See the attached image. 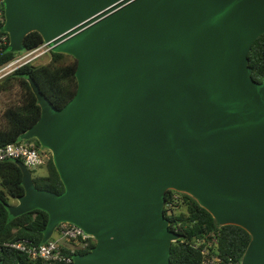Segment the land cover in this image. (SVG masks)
I'll list each match as a JSON object with an SVG mask.
<instances>
[{
  "label": "water",
  "instance_id": "obj_1",
  "mask_svg": "<svg viewBox=\"0 0 264 264\" xmlns=\"http://www.w3.org/2000/svg\"><path fill=\"white\" fill-rule=\"evenodd\" d=\"M4 4L7 52L38 32L78 62L62 109L29 78L41 117L20 136L52 154L65 190L39 189L18 160L25 194L10 215L46 212L42 244L62 223L82 228L96 245L72 264H171L176 191L250 234L241 264H264V82L249 66L264 0Z\"/></svg>",
  "mask_w": 264,
  "mask_h": 264
},
{
  "label": "trees",
  "instance_id": "obj_2",
  "mask_svg": "<svg viewBox=\"0 0 264 264\" xmlns=\"http://www.w3.org/2000/svg\"><path fill=\"white\" fill-rule=\"evenodd\" d=\"M38 32L30 33L24 41V52L32 51L44 44ZM19 52H7V47L0 54V66L13 60ZM47 64H27L12 75L0 81V100L3 101L0 115V148L10 144L29 143L41 151L44 165L31 169L36 186L57 194L64 192V185L53 163L52 154L41 148L36 139L20 140V136L35 125L41 117V108L32 91L29 78L34 79L42 93L58 109H62L71 101L78 88L76 70L78 62L69 55L50 52ZM249 66L253 70V78L264 82V35L254 43L249 53ZM18 160L0 162V261L5 264H37L24 253L6 246L7 243L28 241L33 245H41L43 230L47 226L49 216L42 210H34L19 217H12L7 209L8 204L25 194L22 185V172ZM46 169V174L38 172ZM165 216L173 231L180 239L173 243L171 264H202V250L208 248L210 255L241 264L242 258L251 242L250 234L239 226H220L213 216L191 196L168 191L166 195ZM74 244L63 245L65 253L70 252ZM78 249V254L88 253Z\"/></svg>",
  "mask_w": 264,
  "mask_h": 264
},
{
  "label": "built area",
  "instance_id": "obj_3",
  "mask_svg": "<svg viewBox=\"0 0 264 264\" xmlns=\"http://www.w3.org/2000/svg\"><path fill=\"white\" fill-rule=\"evenodd\" d=\"M4 3L5 0H0V54L10 43V36L5 30ZM51 51L48 44L44 43L35 50L22 52L10 62L0 66V81L27 64H37V61H41L50 55ZM10 159L21 160L30 169L41 167L45 163L41 151L29 143L10 144L0 148V162ZM93 240L94 238L82 228L70 223H62L59 225L54 238L45 244L33 245L28 241H17L7 243L6 246L24 253L37 264H72L74 255L78 254V249H90ZM63 242L74 244L69 253L63 251ZM202 254L204 256L202 264H234L232 261L224 262L222 258L210 255L208 248H204Z\"/></svg>",
  "mask_w": 264,
  "mask_h": 264
},
{
  "label": "rangeland",
  "instance_id": "obj_4",
  "mask_svg": "<svg viewBox=\"0 0 264 264\" xmlns=\"http://www.w3.org/2000/svg\"><path fill=\"white\" fill-rule=\"evenodd\" d=\"M50 61V56L48 55V56H46L44 59H41V61H37L36 63L37 64H47L48 62ZM6 100H8L9 99V96H5V97H3L1 100H0V115H1V110H2V103H3V101H5V99ZM37 173H39V174H41V175H44V174H46V169L45 168H40L39 170H38V172ZM12 204H15V201L13 200L12 201ZM57 238V237H56Z\"/></svg>",
  "mask_w": 264,
  "mask_h": 264
},
{
  "label": "crops",
  "instance_id": "obj_5",
  "mask_svg": "<svg viewBox=\"0 0 264 264\" xmlns=\"http://www.w3.org/2000/svg\"><path fill=\"white\" fill-rule=\"evenodd\" d=\"M62 244L65 245L66 243L63 242Z\"/></svg>",
  "mask_w": 264,
  "mask_h": 264
},
{
  "label": "clouds",
  "instance_id": "obj_6",
  "mask_svg": "<svg viewBox=\"0 0 264 264\" xmlns=\"http://www.w3.org/2000/svg\"><path fill=\"white\" fill-rule=\"evenodd\" d=\"M22 53V52H21Z\"/></svg>",
  "mask_w": 264,
  "mask_h": 264
}]
</instances>
